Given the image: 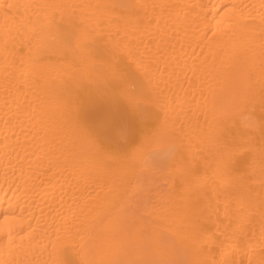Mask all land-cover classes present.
<instances>
[{"label":"bare ground","instance_id":"bare-ground-1","mask_svg":"<svg viewBox=\"0 0 264 264\" xmlns=\"http://www.w3.org/2000/svg\"><path fill=\"white\" fill-rule=\"evenodd\" d=\"M0 264H264V0H0Z\"/></svg>","mask_w":264,"mask_h":264}]
</instances>
